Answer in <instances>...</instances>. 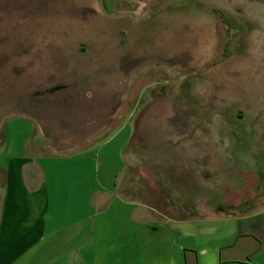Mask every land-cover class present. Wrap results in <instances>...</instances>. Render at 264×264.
Instances as JSON below:
<instances>
[{
  "label": "rangeland",
  "instance_id": "rangeland-1",
  "mask_svg": "<svg viewBox=\"0 0 264 264\" xmlns=\"http://www.w3.org/2000/svg\"><path fill=\"white\" fill-rule=\"evenodd\" d=\"M103 147L119 194L167 214L180 211L171 199L207 210L252 195L264 0H0V161L21 164L36 190L47 157ZM6 184L0 166V223ZM50 228L14 264L121 260L77 227Z\"/></svg>",
  "mask_w": 264,
  "mask_h": 264
},
{
  "label": "crops",
  "instance_id": "crops-1",
  "mask_svg": "<svg viewBox=\"0 0 264 264\" xmlns=\"http://www.w3.org/2000/svg\"><path fill=\"white\" fill-rule=\"evenodd\" d=\"M6 159L0 161L7 172L0 264H14L46 239L48 227L50 233L77 227L82 240L104 244L109 255L115 251L121 258L104 264H264V172L253 194L239 201L248 212H227L226 205L204 210L192 200L177 201L194 211L179 218L119 194L118 169L104 166V147L100 155L47 157L36 190L29 187L24 167Z\"/></svg>",
  "mask_w": 264,
  "mask_h": 264
},
{
  "label": "trees",
  "instance_id": "trees-1",
  "mask_svg": "<svg viewBox=\"0 0 264 264\" xmlns=\"http://www.w3.org/2000/svg\"><path fill=\"white\" fill-rule=\"evenodd\" d=\"M212 11L215 15L218 16V18L222 21V23L228 25L229 27L238 28L239 32H244L246 30L247 27L246 22L232 15L226 10L220 8H213ZM171 201L173 202L174 206L175 205L178 206L177 201L175 199H171ZM176 209L180 211L177 212L174 211L169 214L179 218H188L189 216H192L194 214L193 207L189 204H183L180 207L178 206ZM223 209L226 210L227 212H232V213H246L250 210L249 208L243 206V202H239L238 204H235L231 207L226 205V207H223Z\"/></svg>",
  "mask_w": 264,
  "mask_h": 264
}]
</instances>
